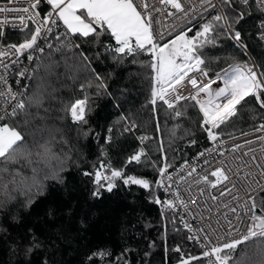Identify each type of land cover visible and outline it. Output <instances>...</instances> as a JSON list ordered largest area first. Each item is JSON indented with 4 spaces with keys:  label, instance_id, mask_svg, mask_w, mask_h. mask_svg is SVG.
Segmentation results:
<instances>
[{
    "label": "snow or ice",
    "instance_id": "obj_1",
    "mask_svg": "<svg viewBox=\"0 0 264 264\" xmlns=\"http://www.w3.org/2000/svg\"><path fill=\"white\" fill-rule=\"evenodd\" d=\"M10 32L17 36L14 42L9 41ZM222 39L232 41L244 55L247 41L264 43V0H0V241L23 257L18 264H32L28 257L54 244L47 237L41 240L31 228L21 233L22 213L30 212L52 184H63V173L70 162L75 163L73 156L80 155L68 129L52 120L53 109L45 103L58 99L59 88L49 81L63 84L64 75L77 62L91 64L82 44H95L97 57L103 49L117 62L130 57L136 63L137 56L146 54L148 104L157 120L156 131L160 130L158 103L169 119L177 121L171 130L174 139L194 135L180 122L189 116L190 107L195 108L196 127L210 145L200 150L197 141L189 139L196 152L175 174L169 171L172 165L166 155L157 164L143 146L126 154L121 166L115 167L108 158L114 134L132 133L139 125L123 115L102 132L90 128L91 97L81 84L82 96L59 103L60 111L77 126L76 140L91 138L100 147L98 161L81 172L92 184L91 197L100 199L119 183L145 190L149 202L172 211V223L178 216L190 233L187 239L202 250L199 255H186L179 246L170 249L178 254L177 264H204L205 260L207 264H264V163L258 162V150L252 147L259 143L264 158V63H239L233 57L228 68L213 73V79L205 49L216 47ZM46 50L45 77L31 93L27 85H22L24 91L14 90L9 74L35 79L24 62H36L37 54L44 55ZM61 67L65 73L58 71ZM94 79L97 94L106 92L104 78L96 74ZM92 86L89 81L87 87ZM186 86L191 88L188 93L182 90ZM248 105L252 106L250 120L244 111ZM245 123L250 125L247 130L237 127ZM136 139L144 145L152 137ZM160 151H164L162 144ZM137 165H151L157 177L137 173ZM158 190H163L165 198ZM201 206L207 209V217ZM197 213L208 221L207 230L194 229L184 219L187 215L195 220ZM49 215L54 217L55 212L50 210ZM81 227H85L83 221ZM242 245L251 251L242 249L234 258ZM128 251L116 255L106 244L86 246L80 264H129ZM41 264L51 262L44 259Z\"/></svg>",
    "mask_w": 264,
    "mask_h": 264
},
{
    "label": "trees",
    "instance_id": "obj_2",
    "mask_svg": "<svg viewBox=\"0 0 264 264\" xmlns=\"http://www.w3.org/2000/svg\"><path fill=\"white\" fill-rule=\"evenodd\" d=\"M8 38L9 41L14 42L17 36L9 33ZM108 43L114 44V41ZM247 43L249 45L247 55L255 64L264 63V45L253 40ZM81 47L87 49L91 64L81 65L77 62L73 70L64 75L63 84L49 81L59 88L55 93L58 99L45 103V107L51 106L53 109L50 113L52 120L57 122L58 126L68 129V135L80 155L73 156L75 163L70 162L68 169L63 173L64 183L52 184L46 195L37 200L30 212L22 213L23 221L18 229L21 233L31 228L41 240L47 237L54 242L48 244L46 251L42 248L28 259L32 264H41L44 259H49L51 264H80L86 246L94 247L97 244H106L116 255L128 249L129 264H177L178 254L170 250L177 246L181 248L183 254L199 255L201 252L199 248L191 243L187 239V233L179 228L178 216L177 222L173 224V212L164 211L160 205L149 202L145 190L136 186L127 189L118 183V187L112 193L104 192L100 199L91 197L92 184L87 177L82 176L81 172L90 170L92 164L98 161L100 147L91 138L76 140L77 126L72 123L70 117H65L60 111L59 101L63 100L66 103L69 98L82 96L81 84H84L87 94L91 97V111L87 117L90 128L102 132L104 128L113 126L123 115H128L139 125L138 129L134 130V135L114 134L115 142L108 148V158L113 166L120 167L126 154L143 146L148 157L157 164H161L162 157L166 155L172 165L169 171L195 154L196 148L188 145L189 139H195L200 150L209 145L206 136L196 127L197 109L190 107L189 116L185 121L180 122L184 128L193 131L194 135L184 139H174L171 130L177 121L169 119L163 106L158 103L157 116L160 130L156 131L157 120L153 118L148 104L150 70L144 67L149 57L146 54L139 55L136 57V63H133L130 57L117 62L103 49H100V55L97 57L95 44H82ZM205 52L208 57V68L213 73L228 68L233 57L239 63L250 62L247 55L227 39H222L216 47L206 48ZM42 62H48L47 51L35 64L33 76L36 78L31 81L29 93L45 77ZM58 71L65 73L63 67ZM96 74L104 78L107 85L106 92L100 91L97 94L94 79ZM89 81L92 82V87H87ZM244 111L248 113L246 119L250 120L252 106H246ZM249 126L248 123L237 125L238 128L245 130ZM142 135L150 136L152 139L140 145L136 138ZM179 135L181 133L178 131L177 136ZM161 144L163 153L160 151ZM76 164L80 167L77 168ZM134 167L137 173L149 179L157 177L151 165ZM158 194L161 198H165L162 190H158ZM50 210L55 212L54 217L49 215ZM81 221L85 225L83 228ZM15 232L14 227L13 235ZM242 249L251 251L247 245H242L237 249L234 258L240 255ZM21 259L23 257L15 253L10 244L0 241V264H18Z\"/></svg>",
    "mask_w": 264,
    "mask_h": 264
},
{
    "label": "built area",
    "instance_id": "obj_3",
    "mask_svg": "<svg viewBox=\"0 0 264 264\" xmlns=\"http://www.w3.org/2000/svg\"><path fill=\"white\" fill-rule=\"evenodd\" d=\"M10 34H11V32H10ZM258 42H259V41H258ZM259 43H260V42H259ZM260 44L264 45V43H260ZM46 51H47V50H46ZM37 55H39V59H40V57L42 56V55H40V54H37ZM247 57H248L250 63H254L253 60L251 59V57H249L248 55H247ZM37 62H38V60H37L36 62H34V63H30V62H28V61H25V62H24L23 67H26V68H27V70H28V74H29L30 76H33V74H34V71H33V70H34V68H35V64H36ZM196 75H197L202 81L205 80L204 77H200V76H199V73H196ZM210 76H212V78L215 79V76H214V74H213L212 72H210ZM17 79H20V84H19V85L16 83V80H17ZM31 81H32V79H22V78H18V77L14 74V72L9 74V83L12 85V87H13L14 90L24 91V88L22 87V85H27V87H28V89H29V86H30V84H31ZM216 86H217V85H213L214 88H215ZM182 90H183L185 93H188V92L191 91V88H190V86H186V87H184ZM129 134L134 135V131H133L132 133H129ZM237 135H238V134H237ZM253 138H254V137H253ZM242 141H243V138H241V142H242ZM208 147H210V145H208ZM252 147H254V148H256V149L258 150V151L255 153V155H257V157H258V162H260V163H264V158H261V153L259 152V149H260L261 145H260L259 143H256V144L252 145ZM243 151H247V148L243 149ZM192 157H193V156H192ZM192 157H191V158H192ZM191 158L189 159V161H191ZM212 158H213L212 156H209V159H212ZM217 159H218V158H217ZM226 159H229V160H230L231 157H230V156H227ZM246 159H247V158H246ZM181 165H182V164H181ZM181 165H179L178 167H176L174 170L179 169V167H180ZM174 170H172V171H170V172H173V174H175V171H174ZM253 174H254V175L256 174V170H255V169L253 170ZM183 189H184V186L181 185V187H180V191H181L182 193H183ZM162 192H163V190H162ZM163 194H164V192H163ZM184 196H185V198L187 199V194H186V193H184ZM209 203H211V202H209ZM201 210L203 211L204 216L207 217V216H208L207 209L204 208L203 206H201ZM214 210H215V209H213V211H214ZM179 211H180L181 214H184V210H183V208H181ZM184 219L187 220V221L192 225V227H193L194 229H196V228H200V227H205V230H207V228H206V224H207L208 221H207L206 219H200V216H199L198 213H197V216H196V219H195V220H193L192 217L187 216V215H184ZM211 222H212L213 227H216L215 217H212V218H211ZM221 223H223V220H221ZM178 225H179V228H180L182 231L186 232L187 235H190V233H188L187 230L183 227V224L179 223V217H178ZM190 242L193 243L194 245H196V246L199 248V250L202 251L201 248L199 247V245H197L194 241H190ZM204 263L207 264V261L205 260Z\"/></svg>",
    "mask_w": 264,
    "mask_h": 264
},
{
    "label": "rangeland",
    "instance_id": "obj_4",
    "mask_svg": "<svg viewBox=\"0 0 264 264\" xmlns=\"http://www.w3.org/2000/svg\"><path fill=\"white\" fill-rule=\"evenodd\" d=\"M213 73V72H212Z\"/></svg>",
    "mask_w": 264,
    "mask_h": 264
},
{
    "label": "water",
    "instance_id": "obj_5",
    "mask_svg": "<svg viewBox=\"0 0 264 264\" xmlns=\"http://www.w3.org/2000/svg\"><path fill=\"white\" fill-rule=\"evenodd\" d=\"M259 214V213H258Z\"/></svg>",
    "mask_w": 264,
    "mask_h": 264
}]
</instances>
